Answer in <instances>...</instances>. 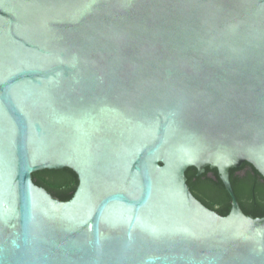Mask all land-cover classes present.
Here are the masks:
<instances>
[{"label":"water","instance_id":"water-1","mask_svg":"<svg viewBox=\"0 0 264 264\" xmlns=\"http://www.w3.org/2000/svg\"><path fill=\"white\" fill-rule=\"evenodd\" d=\"M264 0H0V264H264ZM216 168L226 215L186 170ZM68 167L61 201L32 173Z\"/></svg>","mask_w":264,"mask_h":264},{"label":"trees","instance_id":"trees-1","mask_svg":"<svg viewBox=\"0 0 264 264\" xmlns=\"http://www.w3.org/2000/svg\"><path fill=\"white\" fill-rule=\"evenodd\" d=\"M185 174L192 194L199 201L220 215L228 214L230 196L216 168L207 166L198 175L195 167H189ZM32 181L61 201L69 200L78 185L77 174L68 167L36 171L32 173ZM230 182L242 211L253 217H263L264 177L253 165L244 162L239 168H231Z\"/></svg>","mask_w":264,"mask_h":264}]
</instances>
